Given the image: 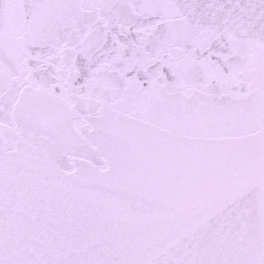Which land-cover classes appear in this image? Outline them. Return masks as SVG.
Returning <instances> with one entry per match:
<instances>
[{
    "label": "snow or ice",
    "instance_id": "1",
    "mask_svg": "<svg viewBox=\"0 0 264 264\" xmlns=\"http://www.w3.org/2000/svg\"><path fill=\"white\" fill-rule=\"evenodd\" d=\"M0 264H264V0H0Z\"/></svg>",
    "mask_w": 264,
    "mask_h": 264
}]
</instances>
